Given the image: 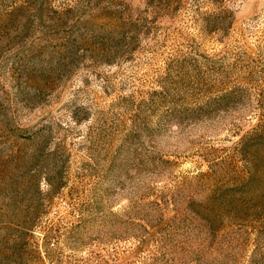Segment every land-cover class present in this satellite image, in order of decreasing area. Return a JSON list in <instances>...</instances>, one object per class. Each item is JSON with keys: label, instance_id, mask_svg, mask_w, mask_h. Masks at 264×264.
I'll list each match as a JSON object with an SVG mask.
<instances>
[{"label": "rangeland", "instance_id": "1", "mask_svg": "<svg viewBox=\"0 0 264 264\" xmlns=\"http://www.w3.org/2000/svg\"><path fill=\"white\" fill-rule=\"evenodd\" d=\"M0 264H264V0H0Z\"/></svg>", "mask_w": 264, "mask_h": 264}]
</instances>
